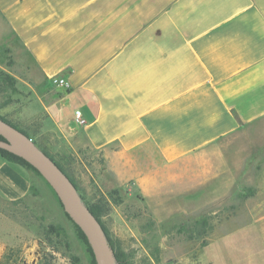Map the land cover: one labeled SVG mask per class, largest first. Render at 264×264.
Wrapping results in <instances>:
<instances>
[{"label":"crops","instance_id":"obj_1","mask_svg":"<svg viewBox=\"0 0 264 264\" xmlns=\"http://www.w3.org/2000/svg\"><path fill=\"white\" fill-rule=\"evenodd\" d=\"M2 48L23 64L18 114L144 195L194 168L203 184L195 159L264 115V0H0ZM32 179L0 155L1 198Z\"/></svg>","mask_w":264,"mask_h":264},{"label":"rangeland","instance_id":"obj_2","mask_svg":"<svg viewBox=\"0 0 264 264\" xmlns=\"http://www.w3.org/2000/svg\"><path fill=\"white\" fill-rule=\"evenodd\" d=\"M22 70V62L0 49V115L61 164L84 204L102 208L114 264H264V115L195 159L207 167L203 184H196L194 168L184 171L182 185L144 195L119 185L97 151L63 146L18 114L30 101L15 77ZM30 170L32 187L24 197H0V264H93L51 186Z\"/></svg>","mask_w":264,"mask_h":264},{"label":"water","instance_id":"obj_3","mask_svg":"<svg viewBox=\"0 0 264 264\" xmlns=\"http://www.w3.org/2000/svg\"><path fill=\"white\" fill-rule=\"evenodd\" d=\"M0 135V148L24 159L48 182L65 213L86 236L97 264H114V253L100 222L83 203L68 176L36 146L32 138L1 118Z\"/></svg>","mask_w":264,"mask_h":264},{"label":"trees","instance_id":"obj_4","mask_svg":"<svg viewBox=\"0 0 264 264\" xmlns=\"http://www.w3.org/2000/svg\"><path fill=\"white\" fill-rule=\"evenodd\" d=\"M7 76V78H8V80L10 81V83L11 84H13V82H14V78L13 77H10V76H8V75H6ZM0 118L1 119H3L4 121H6V122H8L9 124H11V125H13L14 127H16L17 129H19L20 131H22L24 134H26L27 136H29L28 134H27V132H25L23 129H21V128H19V127H17L15 124H13V123H11L9 120H7V119H5V118H3L1 115H0ZM0 138L2 139V136L0 135ZM35 143V142H34ZM44 153H46L57 165H58V167L68 176V178L72 181V183L76 186V184H75V182L73 181V179L67 174V172L63 169V167L61 166V164L59 163V162H57L45 149H43V148H40ZM0 155L2 156V157H4V158H6L8 161H11V162H15V163H18V164H21V165H23V166H25V167H27L28 169H33V170H35V171H37L34 167H32L29 163H27L24 159H22L21 157H19V156H17V155H15V154H13V153H11V152H9V151H7V150H5V149H2V148H0ZM38 172V171H37ZM31 187H32V184H31V186H30V189H31ZM76 188H77V186H76ZM29 189V190H30ZM78 191V190H77ZM89 209H90V211L94 214V216L98 219V221L100 222V225H101V228H102V230H103V232H104V234H105V236H106V239H107V241H108V243H109V245H110V247L112 248V250H113V245H112V243H111V241H110V239H109V237H108V234H107V232L105 231V228H104V226H103V224H102V222H101V220H100V215L104 212V211H102V208L101 207H99V205H97V204H88V203H86L85 204ZM67 215V214H66ZM68 216V215H67ZM69 217V216H68ZM75 226H76V228H77V232H78V234H79V236L88 244V247H89V250H90V252H91V254H92V262H93V264H97V262H96V260H95V258H94V255H93V252H92V250H91V248H90V246H89V242L87 241V238H86V236L84 235V233L81 231V229L75 224ZM113 253H114V259L115 260H117L116 259V254H115V252H114V250H113Z\"/></svg>","mask_w":264,"mask_h":264},{"label":"built area","instance_id":"obj_5","mask_svg":"<svg viewBox=\"0 0 264 264\" xmlns=\"http://www.w3.org/2000/svg\"><path fill=\"white\" fill-rule=\"evenodd\" d=\"M55 80L57 81V84H59V85H62V86H67L68 85L67 81L64 78H62V77H57ZM74 117H75L76 121H78V122L82 121L81 113H80L79 110H75L74 111Z\"/></svg>","mask_w":264,"mask_h":264}]
</instances>
